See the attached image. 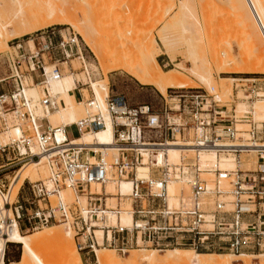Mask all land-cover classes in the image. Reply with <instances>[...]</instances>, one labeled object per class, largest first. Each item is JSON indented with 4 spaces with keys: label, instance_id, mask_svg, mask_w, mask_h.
Returning a JSON list of instances; mask_svg holds the SVG:
<instances>
[{
    "label": "built area",
    "instance_id": "built-area-1",
    "mask_svg": "<svg viewBox=\"0 0 264 264\" xmlns=\"http://www.w3.org/2000/svg\"><path fill=\"white\" fill-rule=\"evenodd\" d=\"M75 37L71 41L78 44ZM42 38L41 50L52 49L51 36ZM65 43L62 40L57 49L68 57ZM39 67L45 71L43 64ZM29 68L28 72L35 70L36 62ZM62 74L55 64L54 79ZM15 76L14 89L0 91V115L12 114L11 125L21 130L22 139L6 144L0 141V154L11 159L8 155L18 149L22 159H39L40 155L30 146L36 144L48 166L52 187L45 180L29 179L34 198L32 201L23 198L31 203L26 206L19 194L13 199L10 186L0 182V264H7L9 246L14 243L10 235L17 224L24 232L57 222L72 227L79 239L78 250L89 256L95 254L94 264H98L96 227L104 232L103 246L123 253L142 245L157 249L190 246L197 251L228 250L237 254L264 252V146H257L264 143V121L250 118L249 128L239 127L236 106L229 108L222 104L217 94L204 86L174 88L162 96L158 108L151 103L131 105L121 93L108 92L102 102L93 91L91 96H86L84 88H79L86 116L74 123L58 127L49 124L43 128L38 104L48 113L58 109L60 101L52 95L47 83L42 82L44 94L38 103L34 102L25 93L19 70ZM259 93L253 89L250 97ZM108 121L113 127L112 144H99L95 148L73 144V138L68 136L71 126H76L81 136L106 128ZM170 142L191 143L194 154L183 152L175 164L169 159L159 162L158 148ZM21 145L26 151H22ZM252 147L257 148V168L221 167L222 155L235 154L238 158ZM202 150L215 151L216 157L210 164L202 165ZM141 165L148 167L146 178L138 176ZM110 180H131L133 184L127 195L133 214L130 226L121 222L112 224L109 213L120 214L119 209L108 208L98 197L102 194L92 191L93 183L102 185ZM172 180L182 182L181 201L185 195L190 196L192 206L169 205L168 185ZM65 188L74 191L73 200L63 196ZM24 220L28 222L26 227L22 225Z\"/></svg>",
    "mask_w": 264,
    "mask_h": 264
},
{
    "label": "rangeland",
    "instance_id": "rangeland-1",
    "mask_svg": "<svg viewBox=\"0 0 264 264\" xmlns=\"http://www.w3.org/2000/svg\"><path fill=\"white\" fill-rule=\"evenodd\" d=\"M234 1L235 0H0L1 33H6V28L15 32L21 31L22 29L20 30L19 24L20 20L22 17L26 18L30 16L31 18L33 12L44 10L48 7H56V9L65 7L68 8L69 12H71L70 9L72 10L73 13L71 14L73 16L76 13V18H78L79 22L82 21L81 24L85 23V27L88 24V29H91L90 31L92 33L94 32L93 34L95 37L102 43L101 45L105 51V56L108 57L105 64L101 63L91 49L85 44L77 31L70 25L54 24L19 37H14L10 32L5 36L9 46L0 48V91L14 89V83H16V70H19L22 74L25 86L28 83L29 88H36L39 93V98H41L44 91L42 84H38L35 73L44 81L45 77L43 75V70H41L42 68H40L39 65L43 64L46 67L57 64L63 74L67 71L75 74L76 84H79V88H85L84 93H86V96L92 95L91 84H89L91 79L102 80L108 75V87L111 94H124L128 103L131 105L151 103L158 108L161 106L162 96H164V94L154 85L140 82L133 73L124 68L111 70L113 69L114 62L109 57L115 50H117L115 52L119 51L120 53L122 51V53H124L125 51V53L133 56V58L137 57L135 60L138 62V65L140 63L145 65L149 63V65H151V60L149 61V58L143 53L141 54L142 51L140 50L143 44L153 42L152 45H150L151 51L167 72L174 69V73L171 71L169 72L173 74L177 72L184 78L190 80L189 86L187 87L204 86L210 91L212 90V92H215L222 100V104L227 105L229 108L236 106L237 117L239 118L238 126L244 129L249 128L247 120L249 118L247 117L253 116L259 122L264 121L262 118L264 117V112L259 111L264 109V100H262L264 99V67L254 64H252L250 69L246 67L245 62L248 59L256 60L260 55L258 52L252 50L250 44L251 38H249L247 32L248 30L254 32L253 34L255 37L258 38L259 41L263 40V42L264 33L259 26L254 12L252 9L250 11L251 7L249 6L250 8H248L241 4V0ZM260 1L264 5V0ZM21 28H24V25ZM42 31L45 32L42 33ZM43 35L51 36L53 43L52 49L45 51L41 50ZM74 36L79 38L78 44L71 41V37ZM3 40L4 39H2V42ZM62 40L66 42L65 48L70 55L68 57L57 49V46ZM37 52L41 54H39V56L45 53L42 57V62H39L38 56L33 59L30 58L36 55ZM251 53H254V56ZM33 62H36V69L28 72L27 70L30 69V64H33ZM203 62L206 63V67L211 69V73L215 77L212 83H203L192 74V68H195L196 64L205 66ZM226 63H230L229 67L226 65L227 68L225 67L223 70H233L235 67H240L241 65L245 67L241 66L242 71L226 73L222 70V67H224ZM36 70L37 72H35ZM138 70L143 72L141 65H139ZM83 72L84 74L81 75ZM221 77H235L237 80L232 83L228 80V83H231H229L228 86V83L226 84L227 81L223 80ZM79 79L81 82L77 81ZM32 81H34L35 84H32ZM86 81L89 83L85 85L81 84L82 82L86 83ZM29 88L27 87V89ZM174 88L177 87L168 88L167 93ZM253 89L260 91V96L253 94L250 97V93ZM56 97L60 101L59 108H61L62 105H65L64 102L66 98L57 95ZM72 98H74V96H72ZM258 100H261L263 103L261 101L258 102ZM79 102H81L83 113L85 114V106L81 98H79ZM247 110L249 112L245 113ZM2 116L4 115H0V135L14 128L11 127L8 129L12 124V114L4 116L7 118L8 124L5 123ZM61 125L63 124L57 126ZM46 126H49L47 122ZM67 133L71 138L80 134L76 126L69 127ZM16 139L11 138L10 141ZM18 152V149L11 152L10 155H8L11 159H7V155L3 156L0 154V165L12 162L0 167V182L5 183L6 186H10L11 180L16 175L17 171L26 162H29V160L22 159ZM186 153L189 155L194 154L192 151ZM248 153L249 152H242L240 157L238 156V158H241V162L239 163L238 161V166L240 165L241 168L244 169L257 168V153ZM44 166H46L45 163ZM47 168L46 166V169ZM47 172L49 173L48 170ZM48 173L41 180L47 181L49 179ZM174 186L175 193L181 190L178 183H175ZM93 190L100 191L101 185L94 184L92 187V191ZM108 190L116 191V184L108 186L107 191ZM17 194H19L18 197L21 201H24L25 198H30V201H32L34 197L29 187V179H26L21 184ZM17 194H13V199L16 198ZM108 196H111V194ZM51 198L54 202L55 196ZM83 200L85 202L86 199L84 198ZM118 201L117 199H108V206L115 205ZM130 203L131 200H123L122 205L126 207ZM25 204L26 206H31V203L28 201H26ZM62 224L61 222H57L49 225H61L60 228H62ZM22 225L26 227L28 222L24 220ZM50 226L30 229L29 231L25 230L23 233L41 232ZM63 227V230L67 229L66 225ZM96 234L100 237L99 233L96 232ZM78 240L79 239L75 236V248L76 251L81 254L82 264H94L96 261L95 254L89 256L85 251H79L77 248ZM103 247L107 248L101 249H114L110 246ZM174 247L192 248L190 246ZM154 249L160 250L156 247L142 245L140 247H134L126 253L117 250L113 252L110 251V253L114 254L115 252L117 257L126 262L131 251L142 253L145 251L151 252ZM230 252L231 251L228 250L213 249L203 251V253L222 254L223 256L218 258V260L220 259L218 262L219 264H223L221 262L226 261L227 256L225 254ZM164 254V251L157 252L158 256H163ZM263 254L264 252L251 255H262L263 257H261L264 258ZM51 255L52 261H50L52 264L68 263L57 248L52 250ZM21 257L22 245L15 242L10 244L7 264H18ZM235 258L237 260L234 261V264H246L245 258ZM248 261L249 264H261L260 257H248ZM192 264L198 263L196 260H192Z\"/></svg>",
    "mask_w": 264,
    "mask_h": 264
},
{
    "label": "bare ground",
    "instance_id": "bare-ground-1",
    "mask_svg": "<svg viewBox=\"0 0 264 264\" xmlns=\"http://www.w3.org/2000/svg\"><path fill=\"white\" fill-rule=\"evenodd\" d=\"M236 1V0H235ZM234 1V2H235ZM49 3V2H48ZM241 4L244 6H247L250 8V11L254 12L257 21L259 23L260 28L262 29L264 33V5L260 0H241ZM64 6V5H63ZM250 6V7H249ZM62 7V6H61ZM40 9V8H39ZM38 10V9H37ZM247 10V8H246ZM71 12H69L68 8H47L44 10H38L37 12H33L30 16L23 18L20 20V30L18 32L11 31L8 28H6V33H1L0 36V48L1 47H6L9 46L8 40H6L5 36L6 34H9L10 32L14 37H19L25 34H28L30 32L39 30L41 28L51 26L54 24H61V25H70L72 26L77 33L81 36L85 44L91 49V51L95 54V56L101 61V63L105 64L107 62V56L104 53L105 51L102 48V43L95 37V35L88 29V24L87 28L85 27V23L81 24V22L78 21V18H76V13L73 16L71 13L72 10L70 9ZM251 13V12H249ZM22 24V25H21ZM24 25V28H21ZM19 29V28H18ZM255 31V30H254ZM257 32V31H256ZM254 32H251L248 30L247 35H249V38H251V48L254 52H258L260 55L259 57L254 60V59H248L245 64L248 69L251 68L252 64L258 65L260 67H264V42L259 41L258 38L255 37L253 34ZM258 35V33H257ZM30 41V40H29ZM32 41V40H31ZM76 41L79 42V38L76 37ZM2 43V44H1ZM31 43V42H30ZM153 42H150L149 44H143L141 47V54L143 53L147 58H149V61L151 60L152 64L145 65L143 63H140L141 67L143 68V72H140L138 70V62L135 60L137 57L133 58V56L129 55L128 53H120L112 52L110 54V59L113 60L114 65L113 69L111 70H116L118 68H124L131 73H133L136 78L145 84H150L154 85L158 90L162 92V94L166 95L168 88L170 87H187L189 86L190 80L187 78H184L177 72L174 73V69L169 70L171 72H167L159 63L158 59L156 56L152 53L151 51V46ZM250 48V46H249ZM3 49V48H2ZM114 49V48H113ZM81 50V49H80ZM139 51V54H140ZM82 53V50L80 51ZM254 56V53H251ZM244 59V58H243ZM246 59V58H245ZM75 61V60H74ZM140 61V60H139ZM146 62V61H145ZM224 62V61H223ZM228 62V61H227ZM147 63V62H146ZM204 63V62H203ZM202 63V64H203ZM232 63V62H231ZM205 66H201L196 64L195 68H192V74L198 78L200 81L203 83H208L211 82L215 79V77L211 73V69L206 67V63H204ZM230 64V63H229ZM229 64L226 63L224 64L225 66L222 67L225 69L227 68L226 65ZM238 64V63H237ZM242 64V63H241ZM240 64V65H241ZM244 64V63H243ZM233 65V64H232ZM236 66V65H235ZM243 66V65H241ZM235 67L233 70H223L224 72H238L242 71V67ZM245 67V66H243ZM256 67V66H255ZM79 68V67H78ZM259 68V67H258ZM53 69L54 65L52 66H46L45 71L43 70V75L45 77V84L49 83L48 87L50 89V92L52 93L53 96H62L65 97V105H62L61 108H58L54 111H49L46 113L43 111V108L40 104H38L37 107V113L41 116L40 118V124L43 128H47L46 122L48 124H51L52 126H56L59 124H68V123H74L79 121L80 119L84 118L86 116V106H85V114L83 113V108L81 105V102L77 100L72 93V90L76 87V76L74 73H71L67 71L65 74H62V76L58 79H54L53 76ZM185 69V68H183ZM176 70V69H175ZM221 70V71H222ZM254 71V70H253ZM37 72V70L35 71ZM181 73V72H180ZM84 74L81 73V75ZM106 75V74H105ZM84 76V75H83ZM80 77V76H79ZM223 80L227 81L226 84L228 83V80L232 83L233 81L237 80L235 77H221ZM221 79V80H222ZM220 80V81H221ZM222 80V81H223ZM81 82V80H77ZM33 82V81H32ZM229 82V83H230ZM42 83V82H41ZM78 83V82H77ZM85 83V82H83ZM86 83H89L86 81ZM228 83V86H229ZM230 83V84H231ZM32 84H35L34 82ZM39 84V83H38ZM91 88L92 91L94 92L95 96L102 102H104L106 95L109 92V87H108V75L105 76L104 79L102 80H90ZM29 84L27 83L25 87V93L28 97H31L34 102L38 103V100L41 99L39 98V93L38 90L34 87H30L29 89ZM85 90V88H84ZM261 93V92H260ZM259 93V96H260ZM73 94V95H72ZM86 94V93H85ZM71 95V97H70ZM89 95V92H88ZM74 96V98H72ZM77 96V95H76ZM61 97V98H62ZM57 98V97H56ZM72 98V99H71ZM58 99V98H57ZM64 99V98H63ZM264 100V99H262ZM59 101V100H58ZM261 100H258L260 102ZM257 102V103H258ZM262 102V101H261ZM264 102V101H263ZM262 102V103H263ZM62 104V102H61ZM241 106V105H240ZM246 107V105H245ZM244 107V108H245ZM263 109V108H261ZM264 112L263 110H259ZM258 111V112H259ZM249 111H245V113H248ZM84 114V116H83ZM254 115V113H253ZM262 117V116H261ZM247 118H253L256 120L255 117H247ZM264 120V117H262ZM258 121V120H256ZM244 124V123H242ZM61 125V126H63ZM10 131H6L0 135V141L2 144L8 143L11 138L14 139H22L21 138V130H19L18 127L10 125L8 127L11 128ZM242 128V127H241ZM64 133L62 134V136ZM73 144H82V145H88L90 147H99V144H112L114 142V134H113V127L111 123L108 121L107 127L93 131V132H85L83 135L73 138L72 139ZM31 149L35 154H39L40 158L39 159H34L29 162H26L16 173V175L12 178L11 184H10V193L16 195L17 192L19 191V188L21 184L26 180L30 179L31 181H37L41 180L43 177L46 176L48 173L46 169V163H45V158H43V154L38 148V146L34 143L31 145ZM257 146H264V143H261ZM113 147V146H111ZM22 151H26L25 146L21 145ZM193 147L191 143H181V142H170L164 147L158 148V154L157 158L159 159V162H163L167 159L170 160L172 164L178 163L180 160V157L183 152H193ZM257 148L252 147L249 148V153H254L256 152ZM114 152H117V149H115V146L112 148ZM245 151V150H244ZM248 153V154H249ZM201 163L202 165H207L210 164L216 157L215 151L214 150H202L201 151ZM238 161L239 163L241 162V158L238 159L235 154H230V155H222L220 164L221 167L227 168V169H237L238 166ZM44 163L46 166H44ZM48 167V166H47ZM49 174V173H48ZM138 176L140 178H146L149 176V171L148 167L145 165H141L138 168ZM49 177V176H48ZM113 182V183H112ZM48 186L51 188L52 184L50 180L48 179L46 181ZM175 183H178L180 185V188L182 189V182H179L177 180H172L169 182L168 185V203L171 207L174 206H180L183 204L184 206H192L193 205V200L190 198V196L185 195L183 202L181 201L180 194L181 190L177 193H175ZM101 185L100 183H93V185ZM109 184V185H108ZM113 184H116V191H107V187L111 186ZM132 182L131 180H122L121 182H115L113 180H110L106 184V193L111 196H108V199H120V195H123L122 198V203L117 202L115 205L108 206V208H118L120 211V214L110 212V218H111V223L112 224H117L121 222L123 225H128L130 226L133 222V214H132V207L131 203L128 204L126 207H123V200H130L129 197L127 196L130 194L132 191ZM65 192V193H64ZM93 192H102V185H101V190H93ZM73 193L74 191L71 188H65L62 192L63 196L67 200L73 199ZM53 197V196H52ZM86 199V197L82 198V201L84 202L83 199ZM107 199V202H108ZM86 202V200H85ZM84 202V203H85ZM114 221V222H113ZM54 224V223H53ZM51 225V224H50ZM48 225V226H50ZM63 226L66 225L67 229L63 230L64 228H60L61 225H52L50 227H47L44 229V231L41 232H35V233H23L20 228L19 224L16 225L14 231L11 233L10 238L13 242L19 243L22 245V257L21 260L19 261L18 264H52L51 263V254L52 250L57 248V250L60 251L62 256L65 257L67 260V264H82V257L81 254L76 251L75 248V232L73 231L72 227H68V224L63 223ZM45 227V226H44ZM43 227V228H44ZM38 229V228H37ZM97 233L100 234V237L97 236ZM95 235L96 239L99 245L95 247V252L97 256V261L98 264H192V260H196L198 264H219L218 258L223 256L222 254L219 253H203L200 251H197L194 248H181V247H168L165 249H160V250H153L151 252H142V253H137L136 251H131L129 257L127 258L128 260L122 261L117 255L113 253L115 249H101V248H107L103 247V238H104V232L101 227H96L95 228ZM103 235V236H102ZM147 250V249H146ZM150 251V250H148ZM164 251L163 256H158L157 252ZM227 256L226 261L221 262L223 264H234V261H236L237 258H245L246 264H249L248 262V257H260L261 259V264H264V258H262V255H251L246 252H242L240 254L237 253H227L225 254ZM264 255V254H263ZM262 256V257H261ZM247 257V259H246ZM241 259V258H240ZM51 260V261H50ZM194 262V261H193ZM251 263V262H250Z\"/></svg>",
    "mask_w": 264,
    "mask_h": 264
},
{
    "label": "crops",
    "instance_id": "crops-1",
    "mask_svg": "<svg viewBox=\"0 0 264 264\" xmlns=\"http://www.w3.org/2000/svg\"><path fill=\"white\" fill-rule=\"evenodd\" d=\"M45 53H42V56L44 55ZM41 55V54H40ZM39 57H41V56H39ZM35 76H36V78H37V81H38V83L40 84L41 82H43V80L41 79V77L38 75V74H36L35 73ZM34 82V81H33ZM35 83V82H34ZM72 93L74 94V96H75V98L77 99V100H79V98H81L80 97V91H79V84L72 90ZM77 95V96H76ZM76 137H79V135L78 136H76ZM76 137H73V138H76ZM101 194H102V196H98V197H101V203H105L106 202V204L108 203L107 202V199H108V194L106 193V184H102V192H100ZM118 202H120L121 203V200L119 199V201Z\"/></svg>",
    "mask_w": 264,
    "mask_h": 264
},
{
    "label": "trees",
    "instance_id": "trees-1",
    "mask_svg": "<svg viewBox=\"0 0 264 264\" xmlns=\"http://www.w3.org/2000/svg\"><path fill=\"white\" fill-rule=\"evenodd\" d=\"M198 251L203 252L204 250H198Z\"/></svg>",
    "mask_w": 264,
    "mask_h": 264
}]
</instances>
